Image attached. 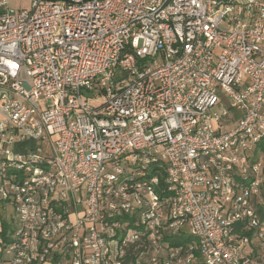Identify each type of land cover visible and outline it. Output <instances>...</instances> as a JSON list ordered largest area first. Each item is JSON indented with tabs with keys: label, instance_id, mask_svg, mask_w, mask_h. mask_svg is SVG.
<instances>
[{
	"label": "built area",
	"instance_id": "built-area-1",
	"mask_svg": "<svg viewBox=\"0 0 264 264\" xmlns=\"http://www.w3.org/2000/svg\"><path fill=\"white\" fill-rule=\"evenodd\" d=\"M30 1L0 0V264H264V0Z\"/></svg>",
	"mask_w": 264,
	"mask_h": 264
},
{
	"label": "rangeland",
	"instance_id": "rangeland-1",
	"mask_svg": "<svg viewBox=\"0 0 264 264\" xmlns=\"http://www.w3.org/2000/svg\"><path fill=\"white\" fill-rule=\"evenodd\" d=\"M30 0H9L8 6L14 10H28L30 7ZM224 99L223 95H219ZM93 107H98L104 102L103 96H98L94 100L90 101ZM231 115L236 117L238 114L235 110L230 111ZM225 123V119L222 120V124ZM237 127V123L235 120L232 122L226 123L225 126L222 125L221 132L231 131ZM264 198V197H263ZM264 201V199H263ZM10 212V208H6V213ZM258 255L262 257L261 259L264 261V250H258Z\"/></svg>",
	"mask_w": 264,
	"mask_h": 264
},
{
	"label": "trees",
	"instance_id": "trees-1",
	"mask_svg": "<svg viewBox=\"0 0 264 264\" xmlns=\"http://www.w3.org/2000/svg\"><path fill=\"white\" fill-rule=\"evenodd\" d=\"M258 150H262L264 152V147L261 144H258L255 148V152ZM261 197L260 200L258 201V203H255V208L257 210V212L259 213V215L264 217V201H263V197H264V181L263 184L261 186ZM0 225H1V229L2 231L0 232V239L2 240V242H7V238L5 237L6 231L9 229L8 227V221L7 219H4L1 217V211H0ZM192 241V238L187 237V236H179L175 238V241L173 243V245L178 246L187 242ZM253 254L256 255V252H254Z\"/></svg>",
	"mask_w": 264,
	"mask_h": 264
}]
</instances>
